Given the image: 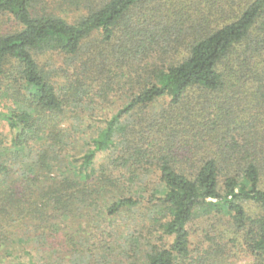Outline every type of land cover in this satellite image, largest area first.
Listing matches in <instances>:
<instances>
[{
  "label": "trees",
  "instance_id": "trees-1",
  "mask_svg": "<svg viewBox=\"0 0 264 264\" xmlns=\"http://www.w3.org/2000/svg\"><path fill=\"white\" fill-rule=\"evenodd\" d=\"M0 106V264H264V0H0Z\"/></svg>",
  "mask_w": 264,
  "mask_h": 264
},
{
  "label": "rangeland",
  "instance_id": "rangeland-1",
  "mask_svg": "<svg viewBox=\"0 0 264 264\" xmlns=\"http://www.w3.org/2000/svg\"><path fill=\"white\" fill-rule=\"evenodd\" d=\"M115 104H118V103L117 102L114 103L113 107H115ZM6 112L7 110L5 109L2 110L0 106V132L2 133H6V131L8 130L7 122L4 120V117H5L4 113ZM80 225L81 226L84 225L87 227L88 231L83 235L84 237H86V239L87 237H89L90 232L96 233L97 235H101L99 230H97L94 225L89 224L88 226L87 222L79 224V226ZM74 231L72 230L71 233H74ZM199 232L200 230L197 231V234H195V236L193 235V240L197 239ZM66 237H67L66 230H64L63 237L60 236V237L50 239L48 242L45 243L46 248L41 245H35L34 247L37 248V250L35 249V254L38 256L37 258L40 261V263L42 264H71L72 262L70 261V258L73 257L72 254L74 253L72 250L73 246H68ZM198 240L199 238L196 240V242H198ZM32 241H33L32 244H34V239ZM102 241L94 239L89 242L90 245H86V249H89L90 247L92 251L91 259H89V262H88L89 264H108L107 260L109 259H104L100 256L102 251L111 253L112 249L114 248V250H116L115 254L118 252L115 242L110 243V241H107L103 243ZM243 260L247 261L249 260V258L245 257ZM88 263L84 262L81 264H88Z\"/></svg>",
  "mask_w": 264,
  "mask_h": 264
}]
</instances>
